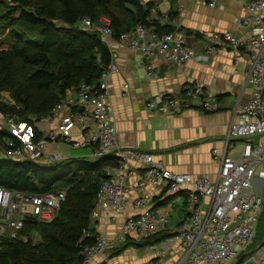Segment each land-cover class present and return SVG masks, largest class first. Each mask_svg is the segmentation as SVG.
I'll return each instance as SVG.
<instances>
[{"label":"built area","instance_id":"obj_1","mask_svg":"<svg viewBox=\"0 0 264 264\" xmlns=\"http://www.w3.org/2000/svg\"><path fill=\"white\" fill-rule=\"evenodd\" d=\"M216 1L207 0V5L213 7ZM243 7L246 13L234 22L247 31L246 38L240 40L229 31L205 32L199 37L203 45L201 53L187 41L185 30L177 27L167 33H158L140 23L119 33L112 41L130 52L141 54L146 75L152 80L158 78L151 63L154 59L182 68L192 59L208 60L217 49H227L235 52L237 57L246 58L245 83L249 95L245 101L236 104L222 149L211 150L218 163L214 180L207 175L192 176L171 171L152 153L119 144L108 112L110 90L107 78L117 71L112 57L101 68L98 82H80L47 114L30 121L3 116L0 132L7 135L0 137V154L6 159L44 165L62 161L58 154L43 152L47 143L87 149L90 160L105 156L118 159L115 166L104 168L107 177L95 196L89 213V227L82 230L77 241L82 256L77 264H89L93 257L116 252L127 242L140 243L165 231L170 220V207H154V197L159 192L180 195L186 214L167 230L171 234L169 237L149 247L150 252L157 253L156 258L164 256L177 240L183 253L173 264H232L253 239L262 210V196L255 190L253 181L264 179V0H244ZM155 20L159 22L157 9L152 6L146 21ZM98 25L95 28L102 38L111 37L107 18L101 17ZM76 26L89 29L95 25L90 18L84 17ZM107 46L110 48L109 44ZM127 88V83L122 84L123 91ZM196 100L198 108L206 112L221 107L198 81L183 84L180 97L170 94L160 101L147 100L146 105L165 115L173 113L179 105L193 107ZM237 140L241 141L240 148L234 149V144L229 151L231 142ZM135 168L140 174L131 186L128 179ZM66 189L33 195L0 187V235L6 229H21L26 216L40 220L53 218L65 198ZM131 192H135L132 199ZM128 207L135 213L123 217L113 238L95 234L91 244L82 243L84 238L93 235L91 223L98 220L103 211L111 212L109 219L115 222L117 215L125 213ZM247 262L264 264V249L255 250Z\"/></svg>","mask_w":264,"mask_h":264},{"label":"trees","instance_id":"obj_2","mask_svg":"<svg viewBox=\"0 0 264 264\" xmlns=\"http://www.w3.org/2000/svg\"><path fill=\"white\" fill-rule=\"evenodd\" d=\"M168 1L172 5L177 0ZM152 6L156 7V0H0V115L30 121L47 114L80 82H98L101 68L111 58L96 29L102 16L109 20L113 39L140 23L158 33L172 31L170 24L146 21ZM160 15L157 10V17ZM84 17L90 18L94 28L76 26ZM168 17H175L174 10H169ZM2 92L8 94V100L1 99ZM3 135L6 132H0ZM117 160L114 156L98 160L77 157L44 165L0 158V187L33 195L67 188L53 218L26 216L21 229H6L0 235V264L80 262L77 241L89 227L95 196L107 177L104 168L115 166ZM90 230L93 235L84 238L83 244L92 243L95 232ZM170 235L160 231L140 243H128L146 246ZM254 238L260 242L264 238V195Z\"/></svg>","mask_w":264,"mask_h":264},{"label":"crops","instance_id":"obj_3","mask_svg":"<svg viewBox=\"0 0 264 264\" xmlns=\"http://www.w3.org/2000/svg\"><path fill=\"white\" fill-rule=\"evenodd\" d=\"M243 4L244 0H217L213 7H209L207 0H177L172 5L168 0H156V9L161 14L158 17L160 24L185 30L187 41L197 53H201L203 45L199 37L205 32L229 31L240 40L246 38L247 31L234 22L235 18L246 13ZM170 9L175 13L172 19L168 17ZM103 40L110 45L111 57L117 65V71L108 76L107 85L110 90L108 112L119 144L152 153L171 171L192 176L207 175L214 180L218 163L213 159L211 150L222 149L233 110L249 95L245 83L246 58L237 57L235 52L227 49H217L208 60L192 59L182 68L154 59L151 63L158 78L152 80L146 75L141 54L113 44L111 37H103ZM191 81L201 83L204 90L218 100L221 104L219 110L203 111L198 108L196 100L193 107L182 108L179 105L173 113L164 115L146 105L147 100L160 101L170 94L180 97L182 85ZM124 83L128 84L125 91L122 89ZM240 142L232 141L228 150ZM139 174V169L135 168L128 179L131 186ZM263 180L255 178L253 181L255 190L261 196L264 195ZM134 195L135 192H131V199ZM155 199L154 204L165 200L164 204L156 207H170L171 221L167 224V232L185 217L183 199L180 195H163L161 192L155 194ZM174 211L178 216L175 221L172 220ZM134 213L128 207L125 213L117 215L115 222H111V212L103 211L99 219L91 223V228L95 234L113 238L123 217ZM151 245L135 246L127 242L116 252L93 257L89 264H173L183 253L178 241L174 240L166 254L156 258L157 253L149 250Z\"/></svg>","mask_w":264,"mask_h":264},{"label":"rangeland","instance_id":"obj_4","mask_svg":"<svg viewBox=\"0 0 264 264\" xmlns=\"http://www.w3.org/2000/svg\"><path fill=\"white\" fill-rule=\"evenodd\" d=\"M1 99L4 100V101L8 100L9 99L8 94L6 92H2ZM1 116L3 118V115H1ZM240 146H241V143H236L234 149H239ZM42 150H43L44 153H55V154H58V155H60L62 157V160L71 159V158H77V157H83V158H87V159L90 160V158H88V150L87 149H79V148L74 149V148H70L69 146H66V145H63V144H57V143L50 144V143H47V144H45L43 146ZM0 158H4V156L2 154H0ZM263 182H264V180H263ZM172 218H173L172 219L173 221L178 219V216L176 215L175 211L172 213ZM33 236H34L33 237V242H36L38 240V235L36 233H34ZM23 239H25V237ZM259 244H260V241H258V238H254V239L251 240V242L246 246L245 250L242 252V254H246V255H245L243 261L240 264H244L245 262H247L254 255V253L253 252L251 253V251H253ZM262 249H264V246L262 247Z\"/></svg>","mask_w":264,"mask_h":264},{"label":"water","instance_id":"obj_5","mask_svg":"<svg viewBox=\"0 0 264 264\" xmlns=\"http://www.w3.org/2000/svg\"><path fill=\"white\" fill-rule=\"evenodd\" d=\"M264 246V239L260 242V244L257 246V248L255 250L261 249ZM255 250H253L252 252H254ZM251 252V253H252ZM246 254H242L241 256H239L234 262L233 264H240ZM244 264H251V262H245Z\"/></svg>","mask_w":264,"mask_h":264},{"label":"bare ground","instance_id":"obj_6","mask_svg":"<svg viewBox=\"0 0 264 264\" xmlns=\"http://www.w3.org/2000/svg\"><path fill=\"white\" fill-rule=\"evenodd\" d=\"M158 20H159V19H158ZM111 38H112V37H111ZM255 249H256V248H255ZM255 249H254V250H255ZM251 252H252V251H251ZM254 252H255V251H254ZM254 252H253V253H254Z\"/></svg>","mask_w":264,"mask_h":264}]
</instances>
